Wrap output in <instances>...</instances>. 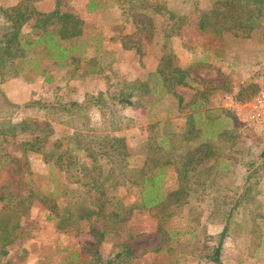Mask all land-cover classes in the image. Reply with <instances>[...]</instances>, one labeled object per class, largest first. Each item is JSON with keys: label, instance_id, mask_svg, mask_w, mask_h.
<instances>
[{"label": "trees", "instance_id": "obj_1", "mask_svg": "<svg viewBox=\"0 0 264 264\" xmlns=\"http://www.w3.org/2000/svg\"><path fill=\"white\" fill-rule=\"evenodd\" d=\"M42 1L20 0L14 6H0V204H3L0 208V258L9 254L7 248L24 231L23 217L38 203L45 209L46 220L53 223L58 231L68 230L82 222L89 224L95 240L88 251L93 264H128L135 260L129 245H123L107 260L100 252L101 245L108 242L109 236L118 233L108 223L121 221L127 212L120 211L109 191L126 185L139 188L135 204L126 209L142 211L152 217L155 232L162 236L158 246L162 249L175 236L174 230H166V221L191 204L193 187L201 185L205 188L203 177L215 171L216 166H205L208 159L216 157L209 129L221 117L230 116V110L209 107L212 91L209 87L198 88L193 101L184 105L177 88L188 85L190 69L177 65L172 53L164 54L156 70L146 78L131 81L128 77H117L119 80L106 93L101 92L97 97L87 96L84 102L46 106L26 104L23 107L13 104L5 96L2 85L24 72V67L30 63V53L38 48V55L59 70L66 69L71 78L79 74V69L83 70L84 76L100 75L105 71L98 56L84 60L85 66H80L83 53L80 52L82 45L80 47L77 41L86 34L88 26L85 21L75 13L62 10L61 0H55V8L51 12H42L36 6ZM179 4L175 1L169 5L165 0H88L86 8L87 12L95 13L109 5L116 7L136 32L152 38L160 32L166 41L164 47L174 37L195 40L213 54L214 61L226 55L230 39H249L258 32L264 40V0L218 1L209 9H198L196 22L183 13L181 7L184 4ZM161 18L164 19L163 24L159 22ZM27 25L31 30L24 33ZM110 40H118L124 51H134L138 56L143 53L142 40L130 42L124 36ZM74 64L76 67L73 68ZM70 68L73 70L69 72ZM50 80L51 77L47 78ZM114 87L117 91L112 93ZM253 88L254 93L259 91L257 86ZM165 96L177 100L176 110L185 115V128L181 132L175 131L172 120L168 118L149 125V137L141 146L142 152L138 153L144 157L141 166H133L131 158L135 154L124 138L111 140V130L104 114L102 122L105 127L95 129L90 127V117L81 113L83 104L126 105L136 110L151 111ZM22 108H36L40 114L13 122V116ZM56 125L62 127L64 134L54 140ZM9 146H13L20 156L12 154ZM29 154H39L43 162L60 175L59 180L64 178L67 184L58 189L59 182H56L53 191L47 193L38 190L29 169ZM260 157L264 158V150ZM171 167L177 175L179 189L167 196L163 192V178ZM254 167V164H248L242 182L226 188L233 191L230 197L223 198L220 203L215 199L210 224L217 230L211 234V244H206L200 254L205 264H225L223 247L230 235L232 222L253 199L251 195L257 185L254 179L259 174L258 167ZM223 168L222 171L229 170L228 166ZM221 203L230 206L227 212L222 210ZM196 211L191 207L188 215L194 229L197 227L192 224L200 225L202 217L201 211Z\"/></svg>", "mask_w": 264, "mask_h": 264}, {"label": "rangeland", "instance_id": "obj_2", "mask_svg": "<svg viewBox=\"0 0 264 264\" xmlns=\"http://www.w3.org/2000/svg\"><path fill=\"white\" fill-rule=\"evenodd\" d=\"M19 1L0 0V6H14ZM165 1L169 5L171 2L174 4L175 1L180 3L179 5L184 4L180 6L183 13H187L189 19L196 22L198 9H209L222 0ZM61 2L62 10L75 13L88 26L85 36L77 41L80 47L82 45L81 68L85 66L87 59L98 56L105 71L100 75L84 76L83 70L79 69V74L71 78L67 75L66 69L59 70L45 57L38 55L40 50L38 48L30 53V63L24 67V72L12 79L13 81H7L2 85L5 96L13 104L23 107L26 104L46 106L55 103L69 104L72 101L84 102L87 96L97 97L101 92L106 93L119 80L117 77H128L131 81L146 78L150 72L156 70L164 54L172 53L176 57L177 65L183 68L192 66L194 76L201 73L204 78L217 81L219 87L224 86V89L211 92L209 97L211 109L228 102L224 97L228 93L225 88L229 91L231 87L235 88L232 95L236 98L235 104L239 106L238 110L230 109V116H220L217 123L210 126L209 130L212 133L210 137L213 138L216 147V157L208 159L205 166H216L215 171L208 177H203V181L206 182L205 188L201 185L193 187L191 204L181 208L177 216L166 221V230H174L175 236L162 249H157L162 236L154 231L152 217L142 211L130 212L126 209L135 204L139 188L126 185L109 191L121 208L120 211L127 212L121 221L108 223L118 233L114 236L110 235L108 242L101 245L100 252L103 259L107 260L123 245H129L136 258L128 264H205L200 254L206 244H211V234L217 230L215 225L210 224L212 209L216 205L215 199L217 198L216 201L220 203L223 202V198L230 197L233 191L226 188L239 185L246 166L252 163L254 168L258 167L259 172L254 179L257 185L253 188L251 195L253 199L246 210L236 215L233 220L230 235L224 241L222 258L225 264H264V158L260 157L264 150V120L254 119L252 111L255 97L264 88V40L261 34L255 32L249 39L228 40L224 59L222 58L220 64L214 65L215 68H211V60L205 65L202 63L198 65L204 54L213 55L195 40L174 37L168 40L167 46L164 47L166 41L159 31L153 38L145 33L136 32L131 23L124 21L120 10L116 7L109 5L105 10L89 13L86 8L88 0H61ZM36 6L42 12H51L55 8V0H44ZM159 22L163 24L161 22H164V19L161 18ZM30 30L31 26L27 25L23 32L28 33ZM121 36L127 37L130 42L142 40L143 53L139 55L140 57L134 51L122 50L118 40H110L112 37ZM72 67H76L75 64ZM73 68H70L69 72ZM50 77L52 80L47 81ZM11 81L12 84H8ZM195 85L200 87L198 84ZM256 86L259 91L254 93L253 87ZM7 90L12 91L10 97ZM111 91L114 93L117 88L114 87ZM192 94V89L183 91L185 98H190ZM10 98H15L18 103H14ZM176 102L173 97L165 96L151 111L134 108L132 110L126 105L107 107L83 104L81 113L90 117V127L95 129L105 127L102 122L105 115L106 124L111 130L109 132L111 140H118L119 138L114 136L121 130L133 131L129 135V142L133 147L127 142L128 138L125 140L135 154L131 158L133 166H141L144 157L138 153L142 152L141 146L149 137V124L153 123L155 117L158 120L167 118L171 120V109H176ZM189 112L190 109L185 113ZM38 114L40 111L36 108L33 110L22 108L12 120L18 123ZM172 122H174V130L181 132L185 128V115L181 114L180 118L177 116ZM224 130H227L226 133L219 135ZM62 131V127L55 126L54 140L62 137L64 134ZM9 148L12 154L20 156L13 146ZM28 158L29 169L38 190L47 193L53 191L56 182H59L58 189L67 184L64 178L59 180L60 175L53 172L39 154H29ZM224 166H228L229 170L222 171L225 169ZM165 173L163 192L170 196L178 191L179 182L173 167L167 169ZM2 205L0 204V208ZM221 205L224 212L230 208L223 203ZM191 207L197 209L196 213L201 211L200 225L192 224L197 229L191 227L188 220ZM22 226L23 233L7 248L9 254L0 258V264H38L39 262L93 264L92 255L88 251L95 240L87 222L77 224L65 231H58L53 223L46 220L45 209L35 203L29 213L23 217ZM97 226L96 224L95 228ZM178 232H181L180 235H176Z\"/></svg>", "mask_w": 264, "mask_h": 264}, {"label": "crops", "instance_id": "obj_3", "mask_svg": "<svg viewBox=\"0 0 264 264\" xmlns=\"http://www.w3.org/2000/svg\"><path fill=\"white\" fill-rule=\"evenodd\" d=\"M213 55V54H212ZM209 58H211V59H209ZM209 60H211L212 61V66H211V68H215L214 67V65H217V64H220V62L222 61V58H220L218 61H214V56H209V54L207 53V54H204V56H203V58L198 62V65L199 64H203V65H205L206 63H208L209 62ZM211 65V64H210ZM190 67V68H189ZM188 68L190 69V77H189V79L187 80V82H188V85L186 86V87H178L177 88V92H178V94L179 95H181L182 97H183V100H184V105H186V104H190L192 101H193V99H194V97H195V94H196V91H197V89L198 88H203V87H209V88H211V90L212 91H218V90H220L221 88H223V87H219L218 86V84H217V81H214V80H208V79H206V78H204V76H202V74L200 73L198 76H194L195 74H194V72H193V68H192V66H189ZM184 68H186V67H184ZM13 81V80H12ZM12 81L11 82H9L8 84H12ZM195 84H198V85H200V87H197ZM189 90V89H192L193 90V94L191 95V97L190 98H185V96L183 95V91L184 90ZM224 89V88H223ZM234 89L235 88H233V87H231V88H229V91H228V89L227 88H225V90H227V92L228 93H226L225 95H224V97H225V99L228 101V102H226V103H224V104H222L221 106H216V108H212V109H227V110H230V109H232V110H234V109H236V110H238V107L239 106H237L236 104H235V101H236V98H235V96H233L232 95V92L234 93ZM6 90V89H5ZM8 91V90H7ZM211 91V92H212ZM8 95H9V97L12 95V91H8ZM16 98V97H15ZM15 98H10L14 103H18V101H16L15 100ZM225 102V101H224ZM176 107V106H175ZM130 108H132V107H130ZM132 110H133V108H132ZM154 110V109H153ZM149 111V110H148ZM205 116L204 117H206V114H204ZM177 116L180 118V116H181V114H179L178 112H177V110L175 109H171V120L173 121V120H175L176 118H177ZM134 117V116H133ZM158 120V118H156L155 117V120L153 121V123L154 122H156L157 120ZM174 123V122H173ZM152 124V123H151ZM151 124H149V125H151ZM124 130H126V129H124ZM124 130H121V131H119V132H117V133H115V136L114 137H116V138H124V139H129V140H127V142H129L130 141V138H129V135L131 134V133H133V131H129V130H126L125 132H124ZM132 130V129H131ZM129 144H130V147L133 145L132 143H130L129 142ZM133 147V146H132ZM154 231H156V230H154ZM157 249H158V247H157ZM133 257H135V256H133ZM136 258V257H135Z\"/></svg>", "mask_w": 264, "mask_h": 264}, {"label": "built area", "instance_id": "obj_4", "mask_svg": "<svg viewBox=\"0 0 264 264\" xmlns=\"http://www.w3.org/2000/svg\"><path fill=\"white\" fill-rule=\"evenodd\" d=\"M253 118L264 120V88L260 90L252 103Z\"/></svg>", "mask_w": 264, "mask_h": 264}]
</instances>
